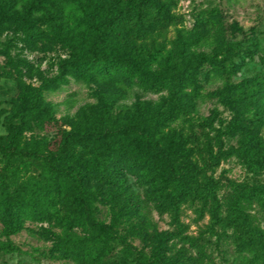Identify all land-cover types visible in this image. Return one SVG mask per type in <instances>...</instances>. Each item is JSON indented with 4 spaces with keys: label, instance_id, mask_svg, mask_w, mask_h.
Masks as SVG:
<instances>
[{
    "label": "trees",
    "instance_id": "16d2710c",
    "mask_svg": "<svg viewBox=\"0 0 264 264\" xmlns=\"http://www.w3.org/2000/svg\"><path fill=\"white\" fill-rule=\"evenodd\" d=\"M175 5L176 0H25L20 10L17 1L0 0V34L15 27L29 47L39 40L61 44L68 50L61 74L166 91L159 100H139L114 113L116 93L103 90L96 105L69 120V130L59 128L50 139L26 137L36 126L55 121L41 87L16 75L18 95L9 110L0 108L4 235L19 232L24 221L54 222L60 233L53 250L77 264H215L197 238L183 235L182 226L167 233L149 230L143 200L127 185L132 175L146 201L176 218L178 206L187 200H202V208L210 203L211 228L233 229L238 252L246 253L242 264H264V228L248 211L252 202L264 211V183H232L226 213L220 216L217 185L206 178L190 146L193 132L171 125L195 110L204 64L210 66L206 75L229 77L251 49L239 52L226 39L217 8L200 12L186 29ZM209 35H214L211 52L198 51ZM211 95L233 113L218 138L238 136L236 147L218 155L207 137L212 164L234 155L247 171L264 170V75L226 84ZM97 203L108 207V222L96 217ZM132 238H140L148 251L137 249ZM175 238L196 256L184 246L172 253ZM0 249L20 250L10 240L1 241Z\"/></svg>",
    "mask_w": 264,
    "mask_h": 264
},
{
    "label": "rangeland",
    "instance_id": "374dc122",
    "mask_svg": "<svg viewBox=\"0 0 264 264\" xmlns=\"http://www.w3.org/2000/svg\"><path fill=\"white\" fill-rule=\"evenodd\" d=\"M17 1L18 9H22L25 0ZM217 8L222 16V22L227 28L224 32L226 39L236 45L239 52L251 49V55L245 56L244 62L235 73L229 77H215L208 64H204L199 76L201 89L196 99L195 110L188 116L178 117L171 125L177 129L184 128L186 132H193L190 143L195 151L199 165L204 166L206 178L216 183V197L221 204L220 216L226 213V200L233 189L232 183L258 184L264 183V170L256 174L246 170L242 161L234 155L220 156L218 164H212L207 153V137L211 141L212 151L216 155L219 150L227 151L231 146H237L238 136L221 135L218 131H225L232 119V111L211 95L212 92L226 84L259 75H264V0H176L174 12L181 16L182 26L190 29L195 17L204 11ZM235 27L237 30L235 31ZM170 38L173 31L165 35ZM214 35L208 36V41L200 45L197 50L210 53ZM68 57V50L61 44H52L46 40L35 42L29 47L23 35L15 27L5 29L0 34V108L9 110L11 101L17 97L18 90L15 76L20 74L29 84L41 87V94L45 102L51 107L54 124L36 126L33 131L26 132L36 137L52 138L59 128L69 130V120L85 107L94 106L99 101L98 93L103 90L116 93L117 99L112 105V112L132 106L136 101H156L166 95V91L144 90L137 85H111L101 77L77 79L68 74H61V63ZM234 61L239 58L233 57ZM53 79V80H52ZM211 121L212 126L208 122ZM0 132L4 128L0 127ZM264 135V127L261 130ZM220 139V140H219ZM220 148V149H219ZM218 155V154H217ZM129 190L143 200L146 216L151 221L150 231L167 233L183 227V235L197 238L204 245L207 255L215 264H242L245 252H238L237 240L232 228H211V217L207 213L210 203L203 207L202 200H187L178 206L177 218L168 212H160L153 203L146 201L143 188L137 179L127 176ZM96 217L104 222L110 220L107 206L97 203ZM203 214H201V210ZM248 211L256 218V222L264 228V211L256 202H252ZM177 219V220H176ZM77 231H80L77 229ZM60 233V228L54 222L24 221L22 229L9 236L3 234L0 221V242L10 240L19 247V252H3L0 249V264H77L71 259L61 257L53 250L54 236ZM130 242L137 249L148 251V247L140 238H132ZM172 253L180 247H186L189 254L196 256V252L189 248L182 240L175 238Z\"/></svg>",
    "mask_w": 264,
    "mask_h": 264
}]
</instances>
